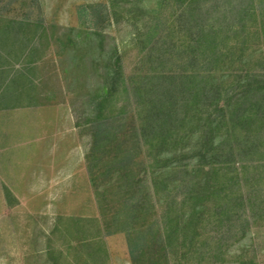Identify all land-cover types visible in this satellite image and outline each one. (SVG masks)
Returning a JSON list of instances; mask_svg holds the SVG:
<instances>
[{
    "label": "rangeland",
    "instance_id": "1",
    "mask_svg": "<svg viewBox=\"0 0 264 264\" xmlns=\"http://www.w3.org/2000/svg\"><path fill=\"white\" fill-rule=\"evenodd\" d=\"M0 264H264V0H0Z\"/></svg>",
    "mask_w": 264,
    "mask_h": 264
}]
</instances>
